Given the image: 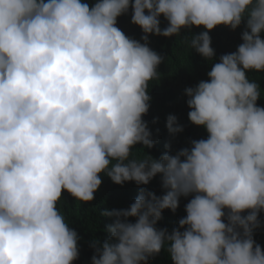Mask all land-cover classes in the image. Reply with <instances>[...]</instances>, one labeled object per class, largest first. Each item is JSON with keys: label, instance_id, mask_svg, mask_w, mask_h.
Segmentation results:
<instances>
[{"label": "clouds", "instance_id": "1", "mask_svg": "<svg viewBox=\"0 0 264 264\" xmlns=\"http://www.w3.org/2000/svg\"><path fill=\"white\" fill-rule=\"evenodd\" d=\"M130 10L143 43L117 27ZM242 23L237 50L185 89L188 119L207 138L137 158V145L155 144L143 117L165 62L149 36L203 29L182 39L213 61L209 33ZM262 35L264 0H0V264H74L80 237L58 205L64 192L91 203L102 176L121 186L159 176L164 195L142 190L128 209L103 212L113 223L109 239L92 242V264H148L162 250L172 264H264L254 240L264 212V107L247 75L264 73ZM166 127L173 137L184 131L174 115ZM181 197L191 199L179 226L158 229Z\"/></svg>", "mask_w": 264, "mask_h": 264}, {"label": "trees", "instance_id": "2", "mask_svg": "<svg viewBox=\"0 0 264 264\" xmlns=\"http://www.w3.org/2000/svg\"><path fill=\"white\" fill-rule=\"evenodd\" d=\"M92 6L96 0H82ZM167 26V22L161 17V27ZM119 27L126 36L143 43L141 39L143 33L141 29L131 23V10L127 15L118 18ZM203 29L193 28L191 32L183 30L181 38L163 36H149V47L165 58L158 71L161 74L158 80L149 85L151 97L148 114L143 117L147 122L155 142L152 149H146L143 145H137L135 150L137 158H143L144 153L159 159L162 154L169 149L170 154L175 155L179 150L190 147L192 140L206 139L207 133L203 128L194 126L188 119L189 108L187 107V97L185 89L195 87L200 81L208 80L207 73L211 70L212 64L219 62L224 54L233 53L242 43V33L245 25L235 31L223 26L217 27L209 33L211 46L215 51L213 61H207L197 54L190 46L183 42V37L190 38L191 35L199 34ZM264 38V35H262ZM250 80H256L262 89V97L258 100V106L264 107V73H247ZM169 115L177 117L180 124L184 126V131L171 136L166 127V118ZM155 121V122H154ZM151 191L156 196L164 195V190L160 183V177H155L148 185L138 186L135 182H126L117 185L107 176H102V183L95 193L94 200L89 204H81L71 197L67 192L62 194V200L58 207L64 215L70 228L74 229L80 237L78 242L79 258L74 264H92V257L95 254L91 244L98 240L101 244L109 239L108 227L113 223V219L102 215L105 211L126 210L135 201L141 191ZM191 197H181L179 207L175 214L170 210L162 213V219L157 223L158 229H167L169 233L179 226V220L186 215L185 205ZM261 226L254 232V240L264 249V212L259 216ZM129 222L134 223V218H129ZM148 264H172L168 253L164 250L154 258H150Z\"/></svg>", "mask_w": 264, "mask_h": 264}]
</instances>
